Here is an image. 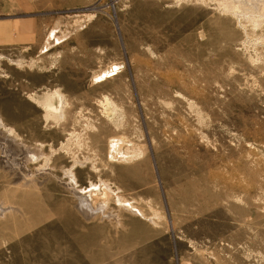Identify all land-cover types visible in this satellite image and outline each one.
I'll list each match as a JSON object with an SVG mask.
<instances>
[{
	"label": "rangeland",
	"instance_id": "1",
	"mask_svg": "<svg viewBox=\"0 0 264 264\" xmlns=\"http://www.w3.org/2000/svg\"><path fill=\"white\" fill-rule=\"evenodd\" d=\"M225 4L0 0V264H264V16Z\"/></svg>",
	"mask_w": 264,
	"mask_h": 264
},
{
	"label": "bare ground",
	"instance_id": "2",
	"mask_svg": "<svg viewBox=\"0 0 264 264\" xmlns=\"http://www.w3.org/2000/svg\"><path fill=\"white\" fill-rule=\"evenodd\" d=\"M221 1V0H220ZM224 1V0H223ZM219 2V1H218ZM223 3V2H222ZM263 6H264V0H226V4H225V7L232 13V14H235L236 16H238V17H240V18H244V19H248V20H250V21H257V19H259V18H261V17H263L264 16V8H263ZM223 7H224V4H223ZM259 21V20H258ZM255 25H257V24H255ZM54 30V29H53ZM53 32V31H52ZM56 33V32H55ZM48 49V48H47ZM46 49V50H47ZM97 74H99V73H97ZM59 93V92H58ZM60 96H62V95H60ZM59 96V97H60ZM62 101H63V98H62ZM65 102V101H64ZM62 105L63 104H61V107H62ZM47 106L48 107H46V108H51V110H53L54 112H56L55 111V107L54 106H50L49 104H47ZM44 108H45V106H44ZM60 111V110H59ZM58 111V112H59ZM61 113V112H60ZM58 114V113H57ZM51 115V114H50ZM58 116V115H57ZM61 117V114H60V116H59V118ZM1 125H4V121H3V119L0 117V126ZM5 126V125H4ZM3 126V127H4ZM9 128H11V127H9ZM8 127H6L5 129V131H8L9 133L11 132L12 133V129L10 130ZM7 132V133H8ZM6 133V132H5ZM5 133H4V135H5ZM9 135V134H8ZM1 136V135H0ZM10 136V135H9ZM7 137V136H6ZM11 137V136H10ZM13 137V136H12ZM15 138H16V136H15ZM14 139V138H13ZM17 139V138H16ZM15 139V140H16ZM10 141V140H9ZM16 141H18V140H16ZM1 142H2V140H1ZM0 142V143H1ZM6 142V141H5ZM7 143V142H6ZM3 144V143H2ZM20 144V143H19ZM22 144V143H21ZM11 145H12V143H11ZM9 146H10V144H9ZM8 146V147H9ZM4 147H7V146H5V144H4ZM19 147H21V145L19 146ZM15 148V147H14ZM25 148H27V147H25ZM1 149V148H0ZM8 149V148H7ZM21 149L23 150V147H21ZM20 149V150H21ZM15 150H16V148H15ZM24 151V150H23ZM9 152V151H8ZM18 153V152H17ZM22 153V152H21ZM32 153H33V150H32ZM23 154V153H22ZM34 154V153H33ZM42 154V153H41ZM27 155V153L25 154V156ZM34 155H38L37 153L36 154H34ZM43 155V154H42ZM14 156V155H13ZM28 156V155H27ZM33 156V155H32ZM41 156V155H40ZM22 157V156H21ZM28 157H30V155L28 156ZM16 158V157H15ZM38 158V157H37ZM37 158H35V159H37ZM23 159V158H22ZM26 159V158H25ZM30 160H32V159H30ZM9 161V160H8ZM20 161V160H19ZM33 161V160H32ZM29 162V161H28ZM18 164H19V162H17ZM21 163V162H20ZM21 164H24V163H21ZM9 165V164H8ZM14 165H15V163H14ZM13 165V166H14ZM10 166L12 167V165L10 164ZM23 167H25V166H23ZM20 170V169H19ZM71 172V171H70ZM70 172H69V174H70ZM75 179V178H74ZM100 181V180H99ZM95 183V182H94ZM94 183H91V188H89V190L88 191H86L85 189L82 191V192H84L85 194H83L84 196H86V194H88L87 192H89V195H92L91 193V189H96V187H98V185L97 184H94ZM105 185H106V187H107V183H104ZM71 187H72V189H76L73 185H71ZM105 188V187H104ZM81 189V188H80ZM97 190V189H96ZM86 191V192H85ZM105 191V190H104ZM74 192H78V191H74ZM104 193V195H107L108 196V193H107V191H105V192H103ZM97 194V193H96ZM82 194H78V196L77 197H79V199H80V203H83V205L85 206L86 204L85 203H88V199H86V197H84ZM118 199H119V201H120V197H118ZM91 202V201H90ZM100 202V201H99ZM121 203H123V202H125V201H120ZM92 204V205H91ZM89 205V204H88ZM87 205V206H88ZM90 207L88 206V208H89V210H90V212H93V211H95V210H98L99 209V211H100V208H102V205L104 206V202L102 201V203H99V205L97 204V202H92V203H90ZM129 205V204H128ZM131 208H133V209H136L134 206H132L131 205ZM4 210V209H3ZM89 214V213H88Z\"/></svg>",
	"mask_w": 264,
	"mask_h": 264
}]
</instances>
